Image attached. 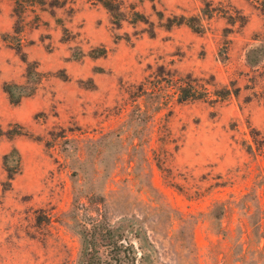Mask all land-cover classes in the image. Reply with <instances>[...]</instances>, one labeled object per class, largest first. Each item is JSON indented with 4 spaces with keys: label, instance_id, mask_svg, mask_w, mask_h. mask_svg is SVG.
I'll return each mask as SVG.
<instances>
[{
    "label": "rangeland",
    "instance_id": "rangeland-1",
    "mask_svg": "<svg viewBox=\"0 0 264 264\" xmlns=\"http://www.w3.org/2000/svg\"><path fill=\"white\" fill-rule=\"evenodd\" d=\"M118 1L0 0V264H264V0Z\"/></svg>",
    "mask_w": 264,
    "mask_h": 264
},
{
    "label": "trees",
    "instance_id": "trees-1",
    "mask_svg": "<svg viewBox=\"0 0 264 264\" xmlns=\"http://www.w3.org/2000/svg\"><path fill=\"white\" fill-rule=\"evenodd\" d=\"M95 2H99L104 7H106L108 10H110L112 13H114V17L116 21L118 20V10L120 9V3L118 0H94ZM194 18H189L188 23L190 26L197 28L195 24ZM172 85L175 88V93H177V100L180 102L182 101H190L195 99H209L211 96V92L207 88V84L201 83L198 79L193 78L191 76H179L178 78H172ZM235 90H233V93ZM6 92L10 94V97H12V92L7 88L6 86ZM232 92V89L228 87L221 88L219 90H214L213 95L214 98H210L211 102L223 100L225 99L230 93ZM14 102V101H13ZM101 198L96 197H90L89 200L93 201L95 205H98V202L100 203ZM98 209V208H97ZM93 245L92 252L89 254L88 264H121V259L119 256H116V254H101L99 245L100 242L97 240V238H94L92 242ZM130 257V256H129ZM135 258L134 256L130 257V261L128 264H135L134 262Z\"/></svg>",
    "mask_w": 264,
    "mask_h": 264
}]
</instances>
